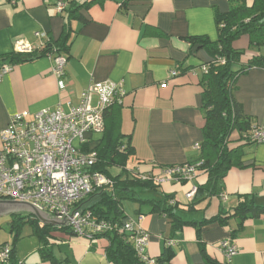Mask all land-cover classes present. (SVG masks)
Here are the masks:
<instances>
[{
    "label": "crops",
    "instance_id": "obj_1",
    "mask_svg": "<svg viewBox=\"0 0 264 264\" xmlns=\"http://www.w3.org/2000/svg\"><path fill=\"white\" fill-rule=\"evenodd\" d=\"M58 1L0 0V55L15 51L17 42L40 50L36 31L46 32L49 42L59 40L64 32L69 34L68 49L62 52L68 59L64 89L59 88L53 73L51 53L14 65L0 77V132L15 113L59 106L67 110L70 103H79L83 90L92 82L112 81L121 83L125 91L117 102L120 106L113 110L121 131L131 135L134 153L129 168L155 176L165 166L197 159L200 149L195 144H201L205 125L203 66L213 56L208 48L188 38L217 40V12H227L236 2L95 0L79 11L80 19L70 18L69 9L74 8L70 0H66V9L58 12ZM85 1L77 0L79 5ZM234 47L245 50V62L257 55L264 58V45L250 47L247 36L235 41ZM173 71L177 74L172 75ZM164 83L168 85L162 87ZM235 97L253 123L264 128V65L253 66L238 77ZM243 149V167L232 168L224 179L225 199L201 200L196 210L186 212V205L193 202L186 194L207 180L202 173L186 182L167 181L160 189L174 194L184 205L180 213L189 220L202 221L220 209L232 210L243 195L254 196L264 206V142ZM119 172L117 169L115 174ZM132 203L126 211L147 231L149 256L157 258L165 250L172 253L170 262L164 264H264L263 215L248 216L242 222L236 217L224 223L213 219L197 227L173 230L167 216L151 213L149 205ZM15 213L27 212L0 213L9 216L0 223V244L9 243L14 248L13 259L0 264H52L43 257L40 249L44 245L35 228L22 234V226L15 240ZM225 239L238 247L231 259L220 245ZM48 242L54 256L67 259L69 264H113L106 257L105 238L53 230Z\"/></svg>",
    "mask_w": 264,
    "mask_h": 264
},
{
    "label": "trees",
    "instance_id": "obj_2",
    "mask_svg": "<svg viewBox=\"0 0 264 264\" xmlns=\"http://www.w3.org/2000/svg\"><path fill=\"white\" fill-rule=\"evenodd\" d=\"M95 0H87L79 5L77 0H70L72 7L69 9L70 18H82L79 11L87 8ZM235 1L230 9L225 12H217L218 38L211 41L205 36H192L188 39L192 43H198L199 47H206L213 58L208 61V70L203 73L201 84L203 87V113L205 125L203 127V139L200 144V155L197 159L187 163L201 162L197 167L198 173L207 175L204 184L197 186L193 202L186 205L188 211L196 210V205L205 199H221L224 193V179L234 167H243V148L250 144H259L252 138L254 123L251 116L245 113L242 103L235 97L238 77L253 66H263L264 58L261 55L252 57L248 62L243 60L245 50L235 48V41L242 36L249 38L250 47L264 45V0H230ZM69 34L64 32L60 39L48 42L40 50L31 52L12 51L0 55V70L5 66L12 67L19 63L53 53H62L68 49ZM219 58L225 60L224 63ZM120 105L115 102L106 112L105 132L98 140H91L83 146L84 151L96 150L97 163L93 167L95 171L104 173L112 184L98 188L84 197L79 204L89 208L99 219H106L114 223L110 231L96 234L93 239L105 238L108 246L105 249L107 259L113 264H149L140 254L133 240V233L122 229L124 220L129 216L124 203L136 202L140 205L150 206L151 213L167 216L173 230H178L186 225L200 226L213 219L224 223L230 217L239 218L240 222L248 216H264V206L256 202L254 196H240L239 201L232 210L220 209L216 215L205 218L202 221L189 220L180 211L184 205L176 200L174 194L163 192L161 183L155 180V176L149 175L143 178L135 168H129L130 157L134 153L131 145V135L123 133L120 129L118 115L115 110ZM113 110V115L109 111ZM112 116V117H111ZM120 168L117 174H112L111 168ZM186 182V180H182ZM35 228V232L42 238L41 252L44 258L51 260L52 264H69L68 260H59L53 254L52 245H48V235L53 230H61L73 235H79L67 224L58 226L41 224L33 214L15 213L12 227L15 240L18 239L20 230L24 224ZM197 230H200L198 227ZM12 246V245H11ZM14 256L12 246L11 259ZM172 253L165 250L156 258L157 264L170 262ZM10 259V260H11ZM210 262L211 260L207 258ZM215 264L214 262H211Z\"/></svg>",
    "mask_w": 264,
    "mask_h": 264
},
{
    "label": "built area",
    "instance_id": "obj_3",
    "mask_svg": "<svg viewBox=\"0 0 264 264\" xmlns=\"http://www.w3.org/2000/svg\"><path fill=\"white\" fill-rule=\"evenodd\" d=\"M67 1L57 2V11L66 9ZM40 38V48L49 42L48 34L36 31ZM16 51L31 52L30 44L17 42ZM54 59L52 67L60 89L66 87L65 74L68 59L57 51L50 55ZM222 63L223 58H219ZM11 67L0 70V77ZM204 72L208 65L203 66ZM177 72L173 71L172 75ZM164 83L161 86L166 87ZM125 91L121 83L112 81L92 82L83 90L79 103L69 104L66 110L62 106L44 108L37 112L23 111L11 115L8 125L1 130L0 140V199L27 201L52 216H68L66 224L79 235L93 239L96 234L110 231L114 223L99 219L80 201L94 190L112 184L104 173L95 171L97 151H84L83 146L96 135H102L106 128V112L121 100ZM252 138L258 143L264 142V128L255 124ZM195 147L200 149V143ZM201 162L165 166L155 175L157 182L170 180H192L196 177ZM149 175L143 174V178ZM197 191L193 187L186 194L193 199ZM225 194L222 199H225ZM64 224V223H63ZM122 229L133 233L138 254L149 264H157L156 258L149 256L146 247L148 233L132 217H127ZM221 248L231 259L238 247L225 239ZM12 246L0 244V262L11 259Z\"/></svg>",
    "mask_w": 264,
    "mask_h": 264
},
{
    "label": "water",
    "instance_id": "obj_4",
    "mask_svg": "<svg viewBox=\"0 0 264 264\" xmlns=\"http://www.w3.org/2000/svg\"><path fill=\"white\" fill-rule=\"evenodd\" d=\"M14 210L19 212H29L31 214L33 213L42 224L60 225L62 223L66 224L70 221L67 215L63 217L52 216L27 201L0 200L1 214Z\"/></svg>",
    "mask_w": 264,
    "mask_h": 264
},
{
    "label": "rangeland",
    "instance_id": "obj_5",
    "mask_svg": "<svg viewBox=\"0 0 264 264\" xmlns=\"http://www.w3.org/2000/svg\"><path fill=\"white\" fill-rule=\"evenodd\" d=\"M117 169H118V171H121V169L120 168H117V167H114V168H111L110 169V171L112 172V174H115L116 172H117ZM133 204H135V203H132L131 201L129 202V201H126L125 203H124V207H125V209L128 211V210H130V207L131 206H133ZM144 205H147V204H143V206ZM131 212H132V210H131ZM133 213V212H132ZM33 214V213H32ZM33 216H35L34 214H33ZM5 218H9V216H0V223L2 222V221H4V219ZM11 218V217H10ZM34 230V227L33 226H31V225H29L28 223L27 224H24L23 225V228H22V230H21V233L23 234V233H32V231ZM24 231V232H23Z\"/></svg>",
    "mask_w": 264,
    "mask_h": 264
}]
</instances>
